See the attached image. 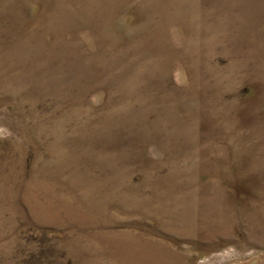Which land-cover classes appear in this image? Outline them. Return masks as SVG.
Returning a JSON list of instances; mask_svg holds the SVG:
<instances>
[{"label":"rangeland","instance_id":"rangeland-1","mask_svg":"<svg viewBox=\"0 0 264 264\" xmlns=\"http://www.w3.org/2000/svg\"><path fill=\"white\" fill-rule=\"evenodd\" d=\"M0 264H264V0H0Z\"/></svg>","mask_w":264,"mask_h":264}]
</instances>
